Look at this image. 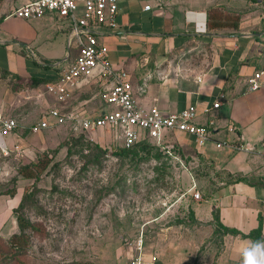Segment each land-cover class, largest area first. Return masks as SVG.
<instances>
[{
  "label": "crops",
  "instance_id": "crops-1",
  "mask_svg": "<svg viewBox=\"0 0 264 264\" xmlns=\"http://www.w3.org/2000/svg\"><path fill=\"white\" fill-rule=\"evenodd\" d=\"M29 1L0 0V112L21 127L40 122L55 105L92 112L102 83L74 91L66 104L47 92L46 84L57 80L59 67L72 64L80 50L69 37V19L12 15ZM119 6L118 26H101V41L109 47L114 66L130 73L139 105H158L170 113L196 104V122L214 121L213 139L253 148H217L213 141L198 148L193 136L169 133L184 156L199 159L198 152L222 172L245 176L237 183L219 179L204 201L211 203L209 212L203 213L204 202H199L195 218L216 230L217 212L223 225L245 234L261 225L264 238V155L259 153L264 140V0H119ZM220 22L227 24L213 25ZM256 73H261V86L249 91ZM221 95V107L212 109ZM20 137L16 131L3 133L0 124V149H12L24 140ZM213 149H225L227 159L243 153L239 169L220 166V153ZM259 238L226 234L216 253L212 235L213 252H200L197 264H264V239ZM203 240L201 235L192 239L195 252Z\"/></svg>",
  "mask_w": 264,
  "mask_h": 264
},
{
  "label": "rangeland",
  "instance_id": "rangeland-1",
  "mask_svg": "<svg viewBox=\"0 0 264 264\" xmlns=\"http://www.w3.org/2000/svg\"><path fill=\"white\" fill-rule=\"evenodd\" d=\"M95 102L98 111L114 109L101 97ZM16 132L24 140L8 154L6 146L0 149V264H122L138 253L141 233L145 264H197L200 252L220 250L223 230L201 226L194 215L216 182L228 180L213 159L196 152L199 159L181 163L154 148L148 152L150 146L122 155L123 137L111 128L85 134L63 125L31 133L27 126ZM224 151L213 149L220 153L217 162L238 170L244 154L227 159ZM39 161H49L39 178L25 177L36 173ZM193 181L201 200L192 194ZM202 206L207 214L211 203ZM18 215L37 228L26 227L22 243L13 246L10 237L22 233ZM200 235L195 252L192 239Z\"/></svg>",
  "mask_w": 264,
  "mask_h": 264
},
{
  "label": "built area",
  "instance_id": "built-area-1",
  "mask_svg": "<svg viewBox=\"0 0 264 264\" xmlns=\"http://www.w3.org/2000/svg\"><path fill=\"white\" fill-rule=\"evenodd\" d=\"M119 0H33L16 8L13 16L21 19L43 18L47 14H56L59 18L70 20L69 37L75 40L79 47V54L74 62L66 67H59L57 80L46 84L47 92L55 99L66 104L74 91L87 86L102 83L99 96L103 105L113 106L111 111L94 109L87 111L84 107L63 109L55 105L49 114L40 122L31 125V133L42 132L47 129L63 125H70L76 130L95 132L100 128H111L120 131L123 137V147L132 148L142 138L148 137L174 160L184 163L176 151L177 145L167 141L166 133L184 132L194 137L198 148H204L209 142H215L217 148L229 147L237 150L253 151L251 147L233 144L229 141L213 139L214 121L201 124L196 122L198 109L191 104L179 112L166 113L158 105L146 109L139 105L133 93L130 73L125 69H118L110 59L109 47L101 41L104 36L100 27L107 25L111 28L118 26L117 14ZM146 9H150L146 6ZM261 73L249 80V91L260 88ZM221 95L212 105V109L221 107ZM49 117L53 120L49 121ZM1 131L15 132L21 126L13 118H6L0 112ZM4 154L9 153L8 147H3ZM264 155V140L262 150ZM191 189L196 200L202 195L193 181ZM135 249L138 252L122 264H145L144 234L135 239Z\"/></svg>",
  "mask_w": 264,
  "mask_h": 264
},
{
  "label": "trees",
  "instance_id": "trees-1",
  "mask_svg": "<svg viewBox=\"0 0 264 264\" xmlns=\"http://www.w3.org/2000/svg\"><path fill=\"white\" fill-rule=\"evenodd\" d=\"M227 23L226 22H220V23H217V24H213V25H217L218 27H222L224 25H226ZM85 134H88V132L86 131H81ZM148 152L150 151L151 148H154V150H156L157 152V155L160 156L161 154L164 155V157L166 158H170L172 160H174L172 157H170L169 154H167L166 152H164L161 147H159L153 140H151L150 138L148 137H144L142 138L139 142H137L132 148H125L122 146V148L120 149V154L122 155H128L129 153L131 152H134L136 154H138L140 151V149L142 150H145L146 147H148ZM103 151V150H101ZM176 151L178 152V154L181 156V158L185 160L189 159V156H184V154L182 153V151H180V147L177 146V149ZM157 156V157H158ZM177 161V160H176ZM179 162V161H178ZM49 161H46L45 163L41 164V161H39L38 163L36 164H33L34 165V171H36V173H33V174H25L27 178H35L38 179L39 178V174H41V171L45 170L47 168V165H48ZM27 167H24L21 169V173L26 170ZM23 170V171H22ZM35 174V176H34ZM227 177H228V180H226L228 183H237V182H242V181H245V176L242 175V174H231V173H227ZM193 184V182H192ZM194 213V212H193ZM195 215V214H194ZM214 216H215V224H216V230L219 228H221L223 231V234L221 235V238L226 235V234H233V235H240V236H243V237H253L257 240V238H259V235H260V238L259 240H263L264 238L261 236V230H262V226L260 225L258 227V229L256 228L255 230H253L252 232H250L249 234H245L243 232H241L240 230L236 229V228H230V227H226L225 225H223L220 221V218H219V215L217 212L214 213ZM17 221H18V226L21 230L22 233H16L14 235H12L10 237V242L12 243L13 246H16V245H19V242L22 243V240H23V231L26 229V227H32V228H37L34 224H32L30 221L22 218L21 216H17ZM1 239V238H0ZM25 240V239H24Z\"/></svg>",
  "mask_w": 264,
  "mask_h": 264
}]
</instances>
